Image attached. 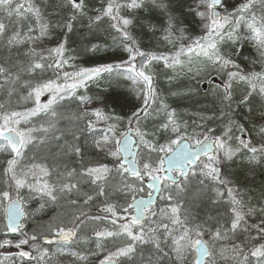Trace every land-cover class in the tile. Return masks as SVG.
I'll list each match as a JSON object with an SVG mask.
<instances>
[{"label": "snow or ice", "instance_id": "6c2138e0", "mask_svg": "<svg viewBox=\"0 0 264 264\" xmlns=\"http://www.w3.org/2000/svg\"><path fill=\"white\" fill-rule=\"evenodd\" d=\"M177 2L0 0V204L3 235L32 249L20 264H264V0ZM161 74L220 78L214 110L189 122ZM205 199L218 214L201 221Z\"/></svg>", "mask_w": 264, "mask_h": 264}, {"label": "rangeland", "instance_id": "374dc122", "mask_svg": "<svg viewBox=\"0 0 264 264\" xmlns=\"http://www.w3.org/2000/svg\"><path fill=\"white\" fill-rule=\"evenodd\" d=\"M49 1V0H48ZM54 0H51L50 3H53ZM36 3L39 5L44 4V0H36ZM49 3V4H50ZM173 7H176L174 2L172 4ZM141 15H147L146 13H140ZM142 46L147 48H150L151 45L149 43L148 37L142 38ZM79 38L77 35H73L71 37L70 43L73 41H78ZM73 46H76L73 44ZM248 50H251V45L247 46ZM167 71V70H165ZM210 78L213 77H207V78H201L198 79L197 81H192L190 79L181 77L178 80H175L171 84V89H169V84L167 81V77L161 74L158 76V82L163 89L164 93L167 96V102L171 105V107L175 108L179 114H181L185 119L191 120L197 119V116L194 114L197 113H210L211 111L214 110L215 107V100L216 97L214 93L219 91L216 88V84L211 85L207 92L204 94L201 91L200 86L202 83ZM213 80H217L213 78ZM220 82V78H218ZM120 90L117 91V89L113 90V98L118 101L119 104L127 105L124 108L117 107L116 111L120 112L121 114L126 113L129 111V106L133 103H135V98L132 95V93L129 90L128 84L127 83H122V86L119 87ZM190 89V91H189ZM100 89L97 88H90L89 89V94L93 95L97 92H99ZM175 91L177 92V95H172L171 93ZM43 100L47 99V96L42 98ZM258 100V98H257ZM65 104H70L71 109H75V102H68L65 101ZM63 124V121L61 122ZM258 183H260V178L258 177ZM259 189H257L256 194H258ZM34 202V201H33ZM37 207L36 202L30 203L29 204V209ZM45 220L49 219V216L44 217ZM29 220L25 223L27 228L25 229L26 231H30L32 227H34L33 224V218L30 216L28 218ZM4 220H3V215L2 212L0 213V243H2L3 239H11L13 241V244L11 245H5L4 247H0V264H20L21 258L16 255L15 252V243L18 241L19 238H9L7 236L3 235L4 231ZM28 251H32V249L28 245H23ZM45 247H47L45 245ZM81 247H84L81 245ZM24 249V250H26ZM35 264V262H33Z\"/></svg>", "mask_w": 264, "mask_h": 264}, {"label": "trees", "instance_id": "16d2710c", "mask_svg": "<svg viewBox=\"0 0 264 264\" xmlns=\"http://www.w3.org/2000/svg\"><path fill=\"white\" fill-rule=\"evenodd\" d=\"M49 3L51 2L48 1ZM174 4L176 7L177 10H179L180 8V5L179 3L177 2V0H173ZM51 4V3H50ZM49 11H51V8H49ZM77 37L79 38V36L77 35ZM142 38H146V35H143ZM4 57L2 55V53H0V60H2ZM120 89H117V91H119ZM21 94H24V93H21ZM6 100V93L3 92V91H0V102H4ZM17 100H18V97L16 95H14L12 98H11V105L13 107H16L17 110H23L24 107L26 106H30V105H25L23 102L20 103L19 107H17ZM64 123H67L65 121H63V124ZM190 188L192 187L191 185L189 186ZM185 197H187V193H185ZM183 203V200L181 201ZM163 205H164V201L161 202ZM163 205H160L158 207H162ZM159 209V208H158ZM157 209V210H158ZM3 210V204H0V213L2 212ZM192 211L193 213L197 216V218L201 221H204V220H207L208 217H211V216H216L218 214V208L216 206H214L212 204V202L210 200H203V201H200L198 203H196L195 205L192 206ZM3 215V214H2ZM88 247H94V245H92L91 243L88 245ZM58 259H61V260H66L67 258L66 257H60ZM90 262L91 264H95V260L97 258H94V257H90Z\"/></svg>", "mask_w": 264, "mask_h": 264}, {"label": "water", "instance_id": "95a60500", "mask_svg": "<svg viewBox=\"0 0 264 264\" xmlns=\"http://www.w3.org/2000/svg\"><path fill=\"white\" fill-rule=\"evenodd\" d=\"M153 198H154V200H155L154 205H156V202H157L158 197H157V195H156L155 193L153 194ZM139 199L147 200V199H149V198H143V197H142V198H139ZM139 199H138V200H139ZM5 213H7V207H6V209H5ZM6 222H7V215H6ZM10 235L12 236V235H16V234H10Z\"/></svg>", "mask_w": 264, "mask_h": 264}, {"label": "bare ground", "instance_id": "6f19581e", "mask_svg": "<svg viewBox=\"0 0 264 264\" xmlns=\"http://www.w3.org/2000/svg\"><path fill=\"white\" fill-rule=\"evenodd\" d=\"M202 93H204V94H205V92H202Z\"/></svg>", "mask_w": 264, "mask_h": 264}]
</instances>
